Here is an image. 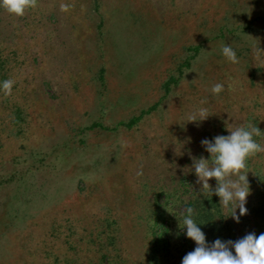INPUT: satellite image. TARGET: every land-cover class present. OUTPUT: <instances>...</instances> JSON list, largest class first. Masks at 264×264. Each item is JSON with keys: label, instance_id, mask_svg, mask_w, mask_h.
<instances>
[{"label": "rangeland", "instance_id": "374dc122", "mask_svg": "<svg viewBox=\"0 0 264 264\" xmlns=\"http://www.w3.org/2000/svg\"><path fill=\"white\" fill-rule=\"evenodd\" d=\"M225 43L239 63L222 56ZM5 79L15 84L0 91V264H152L162 219L175 251L166 264H177L188 203L213 204L189 151L207 157L200 141L227 128L264 131V0H36L20 17L0 8ZM205 100L212 115L185 122ZM255 138L264 144V132ZM247 170L238 238L258 230L264 153Z\"/></svg>", "mask_w": 264, "mask_h": 264}, {"label": "clouds", "instance_id": "9594fccd", "mask_svg": "<svg viewBox=\"0 0 264 264\" xmlns=\"http://www.w3.org/2000/svg\"><path fill=\"white\" fill-rule=\"evenodd\" d=\"M35 6L36 0H0V8L17 17L23 16L26 10ZM221 54L229 62L239 63L237 51L231 44H223ZM14 84L13 79L0 81V91L10 95ZM223 89V83H216L211 88V93L219 95ZM205 104L206 100L202 101V106L189 113L185 122L199 125L207 120L212 114L208 107L203 106ZM227 130V135H216L200 141L208 153L207 157L192 156L189 151L192 164L187 168L194 172L196 183L200 185L199 195L209 200L213 195L218 196L219 205L230 210L225 219L231 218L239 223L241 217L248 213L246 204L251 191L247 178L248 160L264 153V144L255 138L264 131L251 123ZM190 141L191 138L187 142ZM182 147L181 142L177 155H183ZM213 178L215 186L210 184ZM202 224L204 223H198L194 218V208L187 206L183 214V224L179 227L184 236L194 242L195 247L183 256L181 264H264V232L259 235L249 232L236 240L217 237L209 242L200 226Z\"/></svg>", "mask_w": 264, "mask_h": 264}, {"label": "trees", "instance_id": "16d2710c", "mask_svg": "<svg viewBox=\"0 0 264 264\" xmlns=\"http://www.w3.org/2000/svg\"><path fill=\"white\" fill-rule=\"evenodd\" d=\"M172 79L171 81H173ZM174 82V81H173ZM170 83V82H169ZM168 83L166 84V86ZM145 114V113H144ZM138 118L132 120V123L137 122ZM129 125V124H122ZM131 126V125H129ZM101 127L98 124H94L93 128ZM212 205H207L208 200H192L188 203L187 206H192L194 208V218L198 223H204L200 225L203 231L206 233V239L211 242L215 240L217 237L222 238L224 240L232 239L236 240L238 238V232L236 230V226L233 222H231V218L225 219L228 215L223 214L221 210H219L217 198L212 196ZM254 208L255 216L257 217L255 222V227L258 228L256 231L255 228L251 232H255L257 235L264 232V204ZM221 213V214H220ZM230 214V211H229ZM161 225L155 223L153 228V241H152V264H166L170 257V254L175 252L172 251L171 240L168 239L167 232L165 229L164 220H161ZM249 233V232H248ZM246 235V234H245ZM184 236V234H183ZM243 237V236H242ZM181 246L179 247L176 254L178 256L177 264H181V260L185 254L192 251L195 247V244L190 239L180 238Z\"/></svg>", "mask_w": 264, "mask_h": 264}]
</instances>
